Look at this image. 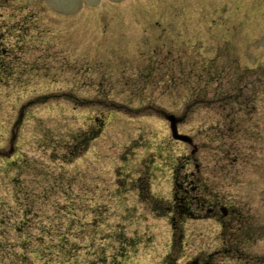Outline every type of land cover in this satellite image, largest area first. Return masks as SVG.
I'll list each match as a JSON object with an SVG mask.
<instances>
[{
	"label": "rangeland",
	"instance_id": "rangeland-1",
	"mask_svg": "<svg viewBox=\"0 0 264 264\" xmlns=\"http://www.w3.org/2000/svg\"><path fill=\"white\" fill-rule=\"evenodd\" d=\"M263 70L264 0H0V264H191L212 251L205 229L185 241L170 226L186 147L166 115L199 144L229 111L258 113L241 127L264 130ZM237 76L259 80L243 109L227 98ZM237 139L253 159L264 151ZM254 239H233L249 262L212 264H262Z\"/></svg>",
	"mask_w": 264,
	"mask_h": 264
},
{
	"label": "flooded vegetation",
	"instance_id": "flooded-vegetation-1",
	"mask_svg": "<svg viewBox=\"0 0 264 264\" xmlns=\"http://www.w3.org/2000/svg\"><path fill=\"white\" fill-rule=\"evenodd\" d=\"M256 81L247 84L239 76L233 79L230 89L232 95L226 97L233 99L234 106H238L236 109H243L242 104L255 97L247 96L245 91L251 87L257 90ZM222 115V121L216 127L202 128V131L207 132L206 136L204 134L207 144L197 143L195 135L189 132L183 134L186 137L183 141L186 150L182 171H172L173 192L166 206V214L173 233L183 232L185 241L188 238L191 241L197 237L196 232L205 229L207 240L204 245L209 243L210 248H214L193 257L191 264H212V260L215 261L222 253L249 262L252 257L245 255L241 248L235 249L236 242L233 239L243 237V245L250 244L254 237L259 242V239L264 240V151L261 150L253 159V146L245 155L239 150L237 139L241 132L250 140L255 139L264 145V130L258 127L260 122L253 131L241 127V121H250L258 113L234 110ZM184 124L188 125L186 122ZM257 200L258 204L255 205ZM224 232V242L227 246L229 244L230 250H225L226 245H217L223 240ZM205 234H199V238ZM259 260V263L264 264V257Z\"/></svg>",
	"mask_w": 264,
	"mask_h": 264
},
{
	"label": "water",
	"instance_id": "water-1",
	"mask_svg": "<svg viewBox=\"0 0 264 264\" xmlns=\"http://www.w3.org/2000/svg\"><path fill=\"white\" fill-rule=\"evenodd\" d=\"M166 119L170 123V130H171V133H172V137L175 140L185 141L186 137L184 135L180 134L179 131H178L179 119L175 115H172V114L166 115Z\"/></svg>",
	"mask_w": 264,
	"mask_h": 264
},
{
	"label": "bare ground",
	"instance_id": "bare-ground-1",
	"mask_svg": "<svg viewBox=\"0 0 264 264\" xmlns=\"http://www.w3.org/2000/svg\"><path fill=\"white\" fill-rule=\"evenodd\" d=\"M160 129V128H159Z\"/></svg>",
	"mask_w": 264,
	"mask_h": 264
}]
</instances>
